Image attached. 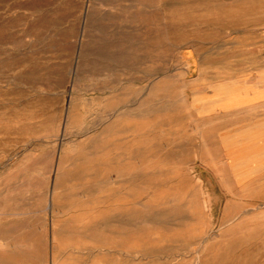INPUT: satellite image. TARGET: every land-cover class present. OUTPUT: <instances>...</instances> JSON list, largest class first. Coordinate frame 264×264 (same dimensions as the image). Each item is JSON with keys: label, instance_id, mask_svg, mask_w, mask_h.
<instances>
[{"label": "rangeland", "instance_id": "1", "mask_svg": "<svg viewBox=\"0 0 264 264\" xmlns=\"http://www.w3.org/2000/svg\"><path fill=\"white\" fill-rule=\"evenodd\" d=\"M0 264H264V0H0Z\"/></svg>", "mask_w": 264, "mask_h": 264}, {"label": "bare ground", "instance_id": "2", "mask_svg": "<svg viewBox=\"0 0 264 264\" xmlns=\"http://www.w3.org/2000/svg\"><path fill=\"white\" fill-rule=\"evenodd\" d=\"M197 44V43H196ZM226 93V92H225ZM224 93V91H221V95H223V94H225ZM246 95H249V94H246ZM233 96H235V95H233ZM234 111V110H236L235 108H232V107H229V108H227V109H225L224 111Z\"/></svg>", "mask_w": 264, "mask_h": 264}]
</instances>
